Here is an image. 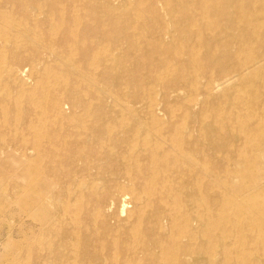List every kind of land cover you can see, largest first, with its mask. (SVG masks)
<instances>
[{
  "label": "bare ground",
  "instance_id": "1",
  "mask_svg": "<svg viewBox=\"0 0 264 264\" xmlns=\"http://www.w3.org/2000/svg\"><path fill=\"white\" fill-rule=\"evenodd\" d=\"M8 207L0 264H264V0H0Z\"/></svg>",
  "mask_w": 264,
  "mask_h": 264
},
{
  "label": "rangeland",
  "instance_id": "2",
  "mask_svg": "<svg viewBox=\"0 0 264 264\" xmlns=\"http://www.w3.org/2000/svg\"><path fill=\"white\" fill-rule=\"evenodd\" d=\"M251 153V154H250ZM247 154H248V156H252V151L251 150H249V152H247ZM11 183H12V180L10 179V180H8V181H6V183H5V185H7L8 186V188H11ZM12 210V207H8V209H5V210H2L1 208H0V220L1 219H3L4 218V220H7V216L9 215V211H11ZM6 216V217H5ZM2 226H0V240H8L10 237L8 236V233L7 234H5L8 230H7V227H6V225H3V224H1ZM6 228V229H5ZM3 229H5V231H3ZM4 232V233H3ZM1 233H3L2 235L4 236V238H3V236L1 235Z\"/></svg>",
  "mask_w": 264,
  "mask_h": 264
}]
</instances>
